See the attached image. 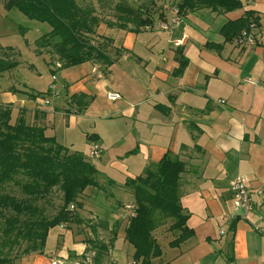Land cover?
I'll return each mask as SVG.
<instances>
[{"label": "crops", "instance_id": "1", "mask_svg": "<svg viewBox=\"0 0 264 264\" xmlns=\"http://www.w3.org/2000/svg\"><path fill=\"white\" fill-rule=\"evenodd\" d=\"M246 11L259 19L257 45L245 48L236 39L225 42L222 27ZM182 20L163 41L143 39L142 33L117 38L136 55V62L131 61L128 68L126 62L125 69L117 64L99 69L88 62L55 69L50 86H55L59 96L47 107L37 108L41 99L31 100L20 89L0 93L1 102L13 111L22 109L17 118L43 128L46 136L70 152L71 145L63 142L64 132L59 134L60 124L73 128L113 119L116 123L104 131L96 126L88 143L90 149L93 143L100 145L97 170L100 165L107 167L111 171L107 179L124 197L122 201L107 199L104 209L105 203H98V195L93 196L94 190L88 188L86 198L80 199L86 207V212L78 211L81 220L52 228L43 255H25L15 264H93L95 252L85 241L99 238L107 244L112 237L114 243L104 264H136L135 250L125 239L134 197L124 185L166 153L185 164L180 203L194 236L171 247L179 234L170 230L172 221L157 227L153 236L162 256L154 259L155 264H264V0L242 4L226 14L206 9L189 12ZM178 48L189 61L180 76L174 74ZM146 62L152 69H144ZM111 93L119 99L111 100ZM80 95L92 99L83 112L71 101ZM237 176L247 178L251 189L263 192L251 213L234 207L230 181ZM85 218L101 220L107 228L86 223Z\"/></svg>", "mask_w": 264, "mask_h": 264}, {"label": "trees", "instance_id": "2", "mask_svg": "<svg viewBox=\"0 0 264 264\" xmlns=\"http://www.w3.org/2000/svg\"><path fill=\"white\" fill-rule=\"evenodd\" d=\"M0 1L5 8H16L29 19L47 23L51 27L50 32L35 42V52L51 57L56 55L59 69L99 60L113 65L109 56L91 43L90 36L96 34V21L91 16L93 10L82 8L76 0ZM173 7L182 16L205 9L226 14L242 8V3L240 0H177ZM116 10L119 12L120 26L133 23L140 30L152 25L150 17L139 15L138 10L127 3H119ZM253 24L258 28L259 19L252 11H246L237 20L228 21L221 29L225 42L234 41L244 31L250 32ZM15 52L8 48L0 53V76L19 66V61L14 60ZM175 59L178 68L174 74L180 76L189 61L181 48L177 49ZM52 73H55V69H52ZM19 93L36 100L44 98L48 90L40 94ZM91 100L85 95L71 97L79 112L86 110ZM11 121V106H1L0 219L3 224L0 229V264H15L21 256L33 253L43 255L52 228L81 220L77 210H74L82 207L80 196L88 188L103 189L97 179L99 171L82 153L70 152L54 137L46 136L43 128L27 124L22 117L13 123ZM184 171L185 164L166 153L141 176L126 181L124 187L133 194L135 208L134 216L129 218L125 230V239L135 250L133 260L136 264H155L154 259L162 256L153 231L167 220L172 221L170 230L179 232L170 243L171 247H178L194 236V231L187 226L188 215L180 203L179 189ZM107 182L109 186H114L113 181ZM56 191L61 194L62 203L54 215H49L47 206H53ZM101 226L107 228V223L103 222ZM231 230L234 231V223ZM85 242L89 250L95 252L93 264H104L114 237L107 244L97 238ZM13 251L15 253L11 257Z\"/></svg>", "mask_w": 264, "mask_h": 264}, {"label": "rangeland", "instance_id": "3", "mask_svg": "<svg viewBox=\"0 0 264 264\" xmlns=\"http://www.w3.org/2000/svg\"><path fill=\"white\" fill-rule=\"evenodd\" d=\"M77 3L86 9L93 10L91 13L92 18L96 21V34L90 36L91 43L98 46L102 51H104L109 58L114 62L113 64H117L120 66V69H125L124 63L127 65L132 61L136 62V55L131 54L127 49L124 48V45L121 41H118L117 38L125 40L131 34H134L135 30H139V27L133 23H128L120 26V21L118 20L119 12L116 10V7L119 3H127L129 6L134 7L138 10L139 15H144V17H150L152 19V25L149 27L141 28L138 33H142L144 36L143 39H158L160 41L164 40V37L167 34L173 33L176 29L172 28L169 32L164 30H159L158 25L165 23L168 21V16L166 13L176 5L177 0H76ZM194 13V12H191ZM185 16L179 15V24ZM177 25V26H178ZM176 27V26H175ZM123 28V29H121ZM179 28V27H178ZM51 27L47 23H42L37 20L29 19L23 13H21L16 8L7 9L4 7V3L0 1V53L6 52L8 48H12L15 52L14 60L19 61V67L17 69H13L11 71L5 72L0 76V93L8 92L9 90L18 89L33 93L40 94L47 91L48 87L52 82V69H59L57 66V56L48 54L39 55L35 52V42L43 35L50 32ZM128 36L124 39L122 36ZM119 36V37H118ZM131 37V36H130ZM147 37V38H146ZM175 47V43H173ZM241 46V45H238ZM246 46V45H245ZM244 46V47H245ZM160 48V45H156L155 52ZM246 48V47H245ZM139 54H141V49L137 50ZM144 52V51H143ZM144 55H148L144 52ZM131 62V63H132ZM92 64L99 65V69H110V65H107L104 61H93ZM150 62H146L144 65V69H152ZM130 65V64H129ZM127 66V68L129 67ZM116 77L118 74H115ZM122 94L125 95V90H122ZM134 98L135 96L131 94ZM41 99V98H40ZM4 104L0 100V107ZM38 107H44V105L37 103ZM47 107V106H46ZM12 109V123L15 121L17 116L23 114L22 109L18 111H13ZM107 120H99L92 121L87 123H80L78 126L73 128L62 127L61 124L58 126L61 127V131H59L60 135L64 132L63 142L68 146L71 145L70 149L72 152L82 153L87 161H90L96 167V163L99 159L92 158L89 155V136L94 134V128L96 126H101L102 131L108 126L113 125L116 122L113 119L106 118ZM60 122L59 116L57 118V123ZM118 122V121H117ZM120 124V121L118 122ZM30 124V123H29ZM65 140V141H64ZM89 156V157H88ZM108 157H104L103 161ZM98 168L99 178L98 181L103 185V189H93L94 195H98V203H105L102 205L104 209L108 208L109 202L114 201L115 198L119 201L124 200V197L121 196L120 191H115L114 186H109L107 182L109 179L106 177V174H111V171L107 169V167L100 165ZM97 168V167H96ZM110 176V175H109ZM115 176V175H113ZM118 179L117 177H115ZM16 191L17 189L14 188ZM112 194H110V192ZM85 196L83 193L80 196L81 198ZM106 198V199H105ZM122 198V199H121ZM113 199V200H112ZM81 202V201H80ZM53 206H47V213L49 215H54L56 210L61 205V194L59 192H55L52 200ZM119 204V203H118ZM134 206L131 212L134 211ZM77 210L79 214V210L86 212V207L84 203L80 209L74 208ZM86 223H92L93 225L101 226L103 221L98 220L97 222L94 219L85 218ZM129 220V219H128ZM90 221V222H89ZM3 220L0 219V229L2 228ZM102 227V226H101ZM103 228V227H102ZM109 236V235H108ZM99 239V238H97ZM100 240V239H99ZM102 241V240H100ZM103 242V241H102ZM4 252L8 253L7 250ZM14 251L10 253L11 257L14 256ZM22 258V256H21ZM16 262V261H15Z\"/></svg>", "mask_w": 264, "mask_h": 264}, {"label": "built area", "instance_id": "4", "mask_svg": "<svg viewBox=\"0 0 264 264\" xmlns=\"http://www.w3.org/2000/svg\"><path fill=\"white\" fill-rule=\"evenodd\" d=\"M254 0H240L242 4H250ZM168 21L163 24L158 25L159 30H164L169 32L172 28L177 26L180 22L179 12L176 7H173L168 11ZM257 27L253 24L251 26L250 32H242L239 37L236 39L237 43L241 46H250L254 47L258 43V36L255 34ZM176 45L179 43L176 42ZM59 92L56 90L54 85H51L48 89V94L44 98H41V103L43 105H49L53 97H58ZM119 95L117 93H111L109 98L111 100H118ZM89 155L92 158L99 159L102 156V149L98 143H93L89 152ZM230 190L232 193L233 203L236 210L242 211L245 214L251 213L255 210V207L258 205L257 198L262 195L261 190H253L248 184L247 178L243 176H237L230 181ZM74 208L73 206L71 207ZM134 216V212H131Z\"/></svg>", "mask_w": 264, "mask_h": 264}]
</instances>
